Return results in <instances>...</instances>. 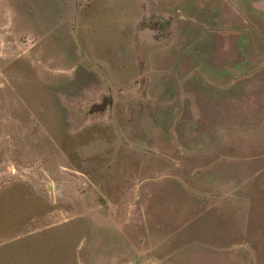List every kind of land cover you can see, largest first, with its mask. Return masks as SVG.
<instances>
[{"label": "rangeland", "instance_id": "1", "mask_svg": "<svg viewBox=\"0 0 264 264\" xmlns=\"http://www.w3.org/2000/svg\"><path fill=\"white\" fill-rule=\"evenodd\" d=\"M0 264H264V0H0Z\"/></svg>", "mask_w": 264, "mask_h": 264}]
</instances>
